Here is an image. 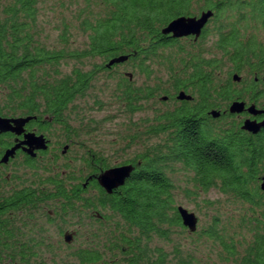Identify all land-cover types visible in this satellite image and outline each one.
<instances>
[{
  "label": "trees",
  "instance_id": "obj_1",
  "mask_svg": "<svg viewBox=\"0 0 264 264\" xmlns=\"http://www.w3.org/2000/svg\"><path fill=\"white\" fill-rule=\"evenodd\" d=\"M83 1L78 24L87 46L77 52L65 39L67 30L60 48L42 39L44 0H0V116L32 117L25 131L57 139L62 154L65 143L79 138L70 125L75 103L87 96L100 72L127 64L147 79L151 66L160 64L167 78L134 87L131 75H119L118 101L125 114L142 112L149 100L179 106L135 124L138 132L129 139L143 141L142 148L115 165L96 150L86 151L79 168L60 164V156L49 152L24 156L10 177L1 172L8 165L0 163V264H167L156 241L170 242L173 233L187 230L171 179L177 170L188 176L194 195L216 190L242 208L236 232L219 216L199 232L187 231L218 243L235 264H264V134H235L236 126L226 129L208 114L235 101L264 107V89L253 81L264 75V0ZM207 10L214 15L196 44L161 34L172 20ZM208 37L214 39L208 43ZM119 57L127 60L108 66ZM67 59L101 63L65 74ZM235 74L240 83L232 81ZM181 91L191 100L178 101ZM205 117L208 126L202 124ZM13 138L0 135V160ZM125 165L134 168L129 178L106 193L97 178ZM39 217L45 218V237L37 230ZM49 228L62 238L57 246ZM65 233L73 234L70 244L63 241ZM62 245L68 250L64 257Z\"/></svg>",
  "mask_w": 264,
  "mask_h": 264
},
{
  "label": "rangeland",
  "instance_id": "obj_2",
  "mask_svg": "<svg viewBox=\"0 0 264 264\" xmlns=\"http://www.w3.org/2000/svg\"><path fill=\"white\" fill-rule=\"evenodd\" d=\"M83 8V0H44L39 24L42 39L45 40L48 46L58 48L64 46L60 37L67 30L65 39L68 40L70 49L82 52L86 48L87 35L82 33L78 24L79 15L84 13ZM248 33L249 30L244 31L245 35ZM213 39L208 37L206 41L209 43ZM256 39L262 40V35H259ZM207 42L205 45H208ZM184 43V41L181 42V44ZM100 63L101 61L98 59H83V61L67 59L61 70L65 74L73 68L89 71L94 64ZM150 69L152 72L149 76L150 79H147L145 75L139 73L136 69H132L130 64L119 65L112 72H100L87 96L75 103L70 125L79 134V138L74 139V144H71L66 159H61L60 164L67 163L74 168H79L81 167L79 157H85L86 151L96 150L102 153L110 164L115 165L121 162L122 159L132 157L137 150L142 148L143 141L134 144L129 139L132 134L138 132L137 128L139 126L135 127L134 125H139L144 119H151L156 111L171 110L178 104L168 101L167 104L160 105L157 103V99V101L149 100L145 103V110L130 117L124 113L122 104L118 101L117 78L119 75H131L129 81L132 82L134 87L144 84L152 86L160 79L162 81L166 80L167 71H164L160 64L152 65ZM55 134L58 138L62 137L59 130L58 134ZM54 140L52 141L55 144L56 141ZM20 160L19 158L17 162L10 164L7 169H1L2 174L10 177L18 168L16 165ZM171 179L178 206L194 213L198 219L196 231L199 232L202 227H206L214 216H219L226 223H231L232 225L226 224V226L228 228L230 226L235 232L238 231L236 225L238 224L237 214L242 210L240 206L234 205V202H231L216 190H210L206 194L200 193L198 196L194 195L188 176H185L180 170L174 172ZM207 202H212V204ZM39 219L41 220L38 222L37 230L40 231L41 228L40 233L45 237V218L39 217ZM53 230V228L52 230L49 228L54 239L53 244L57 246L56 241L61 240L62 242V238ZM239 233V235L242 234L240 231ZM239 243L243 242L239 241ZM157 245L163 249L167 264H179L180 261H191L192 264H235V261L222 250L218 243L205 238L203 234H190L187 230H178L172 234L170 242L156 241ZM60 248L59 255L61 257L66 256L68 250L64 245ZM175 249H178L179 252L176 253ZM44 250L45 248H43ZM187 256L190 258H187Z\"/></svg>",
  "mask_w": 264,
  "mask_h": 264
},
{
  "label": "water",
  "instance_id": "obj_3",
  "mask_svg": "<svg viewBox=\"0 0 264 264\" xmlns=\"http://www.w3.org/2000/svg\"><path fill=\"white\" fill-rule=\"evenodd\" d=\"M211 10L203 11L198 16L193 17H178L172 20L166 27L161 30V34L169 36L173 39H181L185 37H194L196 41L202 30L205 28L209 20L213 17ZM127 60L126 57H119L115 60L110 61L108 66L114 63H122ZM233 81H239V77L235 74L232 76ZM176 99L178 101H190L191 96L186 95L183 91L179 92ZM162 101L166 100V97L161 98ZM245 104L242 102L235 101L229 108L230 114H239L243 112ZM247 111L253 115L264 114V110H256L254 106L247 108ZM212 118L219 117L218 111L212 110L209 112ZM33 120L32 117H19V118H4L0 116V135L1 134H13L16 137L22 136V141L13 147L7 149L0 163L6 165L10 159H12L17 150L21 149L30 158H35L36 151H46L47 142L42 135H36L34 132H26L25 126ZM261 128H264V120L260 123L255 121L246 120L242 126L243 130L256 134ZM131 165H125L115 167L104 171L98 178V184L103 188L106 193L111 194L114 190L122 187L126 179L129 178L133 172ZM260 190L264 192V177L261 179ZM177 212L179 214L182 226L185 227L190 233H194L197 230L198 219L194 213L189 212L185 208L178 206ZM73 240L72 233H65L63 241L65 244H70Z\"/></svg>",
  "mask_w": 264,
  "mask_h": 264
},
{
  "label": "flooded vegetation",
  "instance_id": "obj_4",
  "mask_svg": "<svg viewBox=\"0 0 264 264\" xmlns=\"http://www.w3.org/2000/svg\"><path fill=\"white\" fill-rule=\"evenodd\" d=\"M212 19V18H211ZM210 19V20H211ZM209 20V21H210ZM208 24V23H207ZM203 31V30H202ZM202 36V32H201V35L200 37L194 41V37H185V38H181V39H184V40H187L188 42L190 43H194L196 44L197 42L200 41V38ZM264 75L261 76V81H259V79L257 77H253V81L255 82L256 86L259 88V89H264V79H263ZM233 81V80H232ZM234 82V81H233ZM241 82V79L239 81H236L234 83H240ZM166 101V100H165ZM182 102V101H181ZM238 102H242L245 104V107H244V110L243 112L239 113V114H230L228 112V108L227 110H222V111H218L220 113L219 117L217 118H212L210 115V117L216 121V120H220L219 123H222V124H227L226 126V129L229 128V126L232 124L234 126H236V129H238L237 131H235V134H239V135H246V137L248 138H254L258 135H262L264 134V128H261L256 134H253L251 132H248L246 130H243L242 129V126L244 124V122L246 120H250V121H255L256 123H260L261 121L264 120V114H259V115H253V114H250L248 111H247V108L250 107V106H254L256 110H264V107H260L259 105L255 104V103H249V102H244V101H238ZM210 112V111H209ZM209 114V113H208ZM202 124L205 125V126H208L209 124V119L208 118H204L202 120ZM26 130V129H25ZM35 133V132H34ZM36 134V133H35ZM2 135V134H1ZM13 135V134H12ZM43 135V134H42ZM15 136V135H14ZM44 136V135H43ZM44 139L45 141L47 142V150L46 151H36L35 152V158L40 155L41 152H49L50 154H53L55 156L58 155V158H59V162L61 161V159H63L64 157H66V154L68 155L69 151H70V146H71V142L70 143H67L65 144L64 146V150L62 152V154H60V151H59V146L60 145H55L53 143V141H50L48 140L45 136H44ZM13 140V145H16L18 144L19 142L22 141V136L20 137H16L12 139ZM11 146V147H12ZM10 148V147H8ZM24 156H27L29 157L27 154H25V152H23L21 149L17 150L14 157L12 159H10L8 161V163L6 165H8L7 167L10 166V164H13L11 162H13L12 160L15 159V157H18V159L20 158L21 160L20 161H23L24 160ZM17 159V160H18ZM34 159V158H32ZM79 159H81V156L79 157ZM17 162V161H16ZM117 167H120V166H117ZM120 188V187H119ZM118 189V188H117ZM116 189V190H117ZM115 191V190H114Z\"/></svg>",
  "mask_w": 264,
  "mask_h": 264
}]
</instances>
